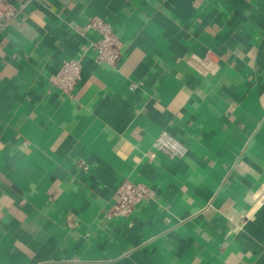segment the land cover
Masks as SVG:
<instances>
[{
  "label": "crops",
  "instance_id": "obj_1",
  "mask_svg": "<svg viewBox=\"0 0 264 264\" xmlns=\"http://www.w3.org/2000/svg\"><path fill=\"white\" fill-rule=\"evenodd\" d=\"M7 1L0 264H264V0ZM93 15L122 42L116 68L73 28ZM208 51L202 75L189 60ZM83 53L63 94L49 77ZM163 131L184 157L155 149ZM125 179L154 199L110 218Z\"/></svg>",
  "mask_w": 264,
  "mask_h": 264
},
{
  "label": "built area",
  "instance_id": "obj_2",
  "mask_svg": "<svg viewBox=\"0 0 264 264\" xmlns=\"http://www.w3.org/2000/svg\"><path fill=\"white\" fill-rule=\"evenodd\" d=\"M17 13L18 9L15 6L7 0H0V20L10 22ZM73 28L82 36L88 31H94L97 34V40L93 41L90 47H83L84 53L88 48L95 50L94 60L97 65L118 67L122 59V42L108 21L101 16L93 15L88 18L85 25L74 24ZM84 53L78 58L64 60L59 70L49 77V82L54 88L66 95L72 94L81 80ZM189 64L202 75L214 73L218 68V61L213 57L211 51L202 57H191ZM154 147L169 158H182L188 152V147L167 131L160 133ZM79 165L83 169L87 168L83 162ZM153 199L154 193L150 186L125 179L115 192L113 204L108 210V217L130 216L139 204ZM68 224L73 226L74 222L69 220Z\"/></svg>",
  "mask_w": 264,
  "mask_h": 264
}]
</instances>
